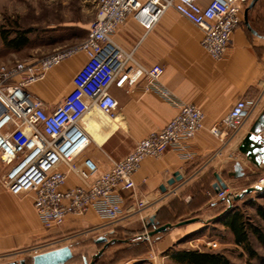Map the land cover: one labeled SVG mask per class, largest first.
<instances>
[{
    "label": "built area",
    "instance_id": "built-area-1",
    "mask_svg": "<svg viewBox=\"0 0 264 264\" xmlns=\"http://www.w3.org/2000/svg\"><path fill=\"white\" fill-rule=\"evenodd\" d=\"M249 1L96 0L97 12L82 42L60 48L40 60L0 65V163L7 166L0 176V188L18 199L32 195L35 217L44 232L58 229L68 217H82L88 211L106 222L120 219L125 203L122 193L134 197L133 176L140 164L148 158L158 159L170 149L191 161L194 155L185 142L204 130V116L159 82L164 67H142L133 52L124 51L112 37L128 18L149 32L167 11L174 10L200 30L202 51L217 62L226 53L232 32L241 25L242 8ZM77 52L86 55V62L73 75L72 90L59 104L51 108L28 92L47 70ZM134 85L162 98L177 111L176 116L161 130H150L135 140L117 159L99 161L83 155L91 140L83 121L98 116L115 120L119 104L110 90L127 93ZM263 96L264 89L255 97L236 100L228 113L208 128V133L222 145L211 160L221 157L222 147L234 140L261 110ZM70 176L77 180L76 185L66 186ZM263 186L261 178L255 187ZM174 193L165 192L163 196ZM234 195L227 188L216 193L227 204ZM145 205L140 199L129 213L136 214ZM53 244L37 243L27 251L29 259ZM206 246L215 248L216 244L209 242ZM149 257L150 263L157 261L154 255Z\"/></svg>",
    "mask_w": 264,
    "mask_h": 264
},
{
    "label": "crops",
    "instance_id": "crops-1",
    "mask_svg": "<svg viewBox=\"0 0 264 264\" xmlns=\"http://www.w3.org/2000/svg\"><path fill=\"white\" fill-rule=\"evenodd\" d=\"M90 1V20L59 25L57 31L60 36L56 41L53 40L55 44L52 46L70 47L86 38L89 24L97 12L96 0ZM251 1L243 6L242 23L232 32L230 45L217 62L211 61L202 51L200 30L174 10L167 11L149 32H144L131 18L126 19L112 40L124 51H132L134 59L142 67H164L159 82L183 103L194 105L204 116V130L185 142L194 157L186 161L175 149H170L158 159L144 160L133 176L134 197L127 192L122 193L125 199L124 215L113 222H106L93 211H88L82 217H68L56 230L42 232L33 210L32 195L18 199L0 188V254L19 251L37 243L54 242L60 245L53 244L43 253L67 246L74 256L71 243L75 242L72 238L75 236H68L78 235L79 232H86L92 237L90 239H94V244L102 238L107 241L115 234V230L143 232L141 236L146 237L147 222L150 218L155 220L157 211L172 201L183 207L192 203L179 219L189 220L194 213L200 212L199 221L180 227L175 225L164 234L153 235L147 240L144 238L152 252L156 250L158 254L169 257L165 255L166 252L185 238L201 232L196 237L206 235L212 226V218L207 216L208 207L223 200L216 197L213 189L217 184L214 175L229 190L236 180L249 181L254 175H262L257 174V166L239 148L263 110L264 96L261 110L247 121L234 140L222 147L221 157L214 160H211L214 152L222 145L207 131L228 113L236 100L255 97L264 89V0L256 1L249 8ZM85 62L86 55L83 52L73 54L58 66L47 70L42 79L30 85L28 92L49 107L56 106L72 90L71 79ZM110 94L119 104L116 119L98 116L83 121L84 128L91 136L90 142L95 146L94 152L84 153V150L83 155L99 161L108 157L119 158L121 153L133 146L135 140L150 130H161L177 113L162 98L150 92L145 93L140 85L128 88L127 93L112 88ZM174 175L180 178L178 182L167 184ZM76 184L77 180L70 176L66 186ZM162 187L165 188L164 192L160 190ZM173 190L174 194L163 196L165 192ZM140 199L146 202L145 207L136 214L129 213L135 210ZM224 203L228 205L225 200ZM10 262L17 264L20 261Z\"/></svg>",
    "mask_w": 264,
    "mask_h": 264
},
{
    "label": "rangeland",
    "instance_id": "rangeland-1",
    "mask_svg": "<svg viewBox=\"0 0 264 264\" xmlns=\"http://www.w3.org/2000/svg\"><path fill=\"white\" fill-rule=\"evenodd\" d=\"M90 0H0V65L11 66L15 62H32L34 60L43 59L45 56L52 54L60 48V46H52L55 44L53 40H57L60 34L58 33L59 25H65L72 22H86L90 20L92 16ZM19 33H23L27 39L28 44L18 50H13L8 47L7 43L3 40V35L7 41L14 39ZM95 151V146L91 143L89 147L85 149L84 153H90ZM7 166L0 163V176L4 175ZM260 178H264V171L261 173ZM255 176V175H254ZM251 180V179H250ZM236 180L230 185V191L233 193H239L245 189L251 181ZM254 184L251 187H255ZM249 187V188H251ZM264 190V186L261 187ZM247 203L243 204L237 202V207L243 210L248 225L257 228L258 231L264 236V221L257 215V208L264 210V193L256 195L251 193ZM214 226V225H213ZM40 230L42 231L41 227ZM210 230V229H209ZM116 232L118 230H115ZM44 232V231H42ZM209 232V233H208ZM206 235L200 237L195 233L174 246L173 250H198L213 251L225 255L234 264H264V246L258 239L249 232L248 239L250 241V247L252 251L257 254L255 258H251L246 252L234 244V241L224 229V227L218 225L214 226V230H210ZM210 234L212 238H208ZM72 237L75 242L71 243L74 249L75 256H82L87 259L86 264H90L93 261V257L102 250L103 256L106 259L110 257L114 250L118 247H108L103 249L104 246L94 244V239L89 235L81 232L78 235L70 234L68 237ZM114 236V235H112ZM214 236L217 237L214 239ZM145 237L141 236V239ZM137 237L132 239L135 241ZM140 239V238H139ZM199 239L198 241H196ZM203 239L204 242L201 240ZM110 238H107L109 241ZM211 242L215 243L216 247H207L206 245ZM36 245V244H35ZM35 245L25 247L19 251H9L0 254V264H6L10 261L30 260L28 250L32 249ZM54 244V246H59ZM149 246V245H148ZM52 247V246H51ZM50 248V247H49ZM157 257V261L153 264H176L170 257H164V254H158L156 250L152 252L150 246L146 252L136 259L137 261L128 260L122 257L116 264H152L148 260L151 256ZM80 264V263H79ZM82 264V263H81Z\"/></svg>",
    "mask_w": 264,
    "mask_h": 264
},
{
    "label": "trees",
    "instance_id": "trees-1",
    "mask_svg": "<svg viewBox=\"0 0 264 264\" xmlns=\"http://www.w3.org/2000/svg\"><path fill=\"white\" fill-rule=\"evenodd\" d=\"M3 40L5 43H7L8 47H10L13 50L14 49L18 50L28 44L27 39L25 38V35L23 33H19L16 37H14V39L9 41H7L6 37L3 35ZM259 178L260 176H253L250 180L251 182L249 183V185L245 187V189L256 184ZM251 193H254L256 195H261L264 193V190L261 189L258 191H253ZM250 194L244 195V197H242L240 200H237V202H241L243 204L247 203L250 198L249 196ZM237 202L230 201L229 204L226 206L223 199L221 202L209 206L208 207L209 212L207 216H210L212 218L211 219L212 226L209 227V229L214 230V226L218 224L224 227V229L227 231V233L234 241L235 246L241 247L246 252V254H248L251 258H255L257 254H255V252L252 251L250 247L248 234L249 232L254 234L256 239H258L263 246H264V236H262V234L258 231L257 228L248 225L243 210H240L236 206ZM191 204L192 203L187 205L186 208L183 207L181 204H177V202L174 201L168 203L166 206H164L163 208L157 211L153 225L148 226L149 223L147 222L146 231L148 233H151L152 231L162 226H165V224H169L170 228L172 226H175L176 224L180 223V221L184 220V219H179V217L185 213L184 211L190 209ZM256 210H257V215L261 218V220L264 221V210L260 208H257ZM200 215H201L200 212L194 213V215L189 217V220L195 219V221H199ZM165 232H163L162 234H164ZM142 233L143 232L130 233L124 230H118L117 232H115L114 236L110 237L109 240L110 247H118V248L114 250L113 254L110 257H108V259H106L105 256L100 255L96 258H93V261L91 263L116 264L119 260L122 259V257H125L128 260L136 259L140 255L144 254L148 248L147 242L141 239ZM207 235L209 236L210 234ZM136 237L138 239L132 241V239ZM210 238L212 237L209 236L208 238H206V240H209ZM216 238L217 237L214 236V239ZM99 245L104 246L105 244H99ZM165 255H168L176 264H234L225 255L213 251L201 252L198 250L192 251V250H184V249L180 251H176L171 249L168 250ZM79 263L85 264L87 263V259H85L82 256L74 255L71 257V260H69L66 264H79ZM25 264H31V260H25Z\"/></svg>",
    "mask_w": 264,
    "mask_h": 264
},
{
    "label": "water",
    "instance_id": "water-1",
    "mask_svg": "<svg viewBox=\"0 0 264 264\" xmlns=\"http://www.w3.org/2000/svg\"><path fill=\"white\" fill-rule=\"evenodd\" d=\"M258 0H252L249 4V8L252 7V5ZM247 24V22H246ZM264 132V107L262 112L259 114L257 119L254 121V124L252 126L251 131L248 134V138L244 141L242 146L239 148V151L244 154V156L252 163H254L257 166L258 173L260 174L264 171V137H262V134ZM241 169V168H239ZM217 184L213 186L214 191L217 193L219 191L225 190L227 187L223 182H220L218 176L214 175ZM180 178H177V175H174L173 178L167 181V184L172 185L175 181L178 182ZM164 187H162L160 190L164 192ZM261 187H251L244 189L243 191L235 194L232 197L233 202H237V200H240L244 195H248L253 191L261 190ZM194 220H184L180 221V223L176 224L177 227H180V225H186L194 223ZM148 226H151L154 224V219L150 218L148 222ZM170 228L169 224H165V226H162L151 233L147 234V237H151L156 234H160L165 232ZM96 244H105L103 249H106L108 245L110 244L109 241H106V239H98L95 241ZM102 254V250L99 251L93 258H96ZM72 253L69 247L65 246L64 248L56 249V250H50V252H45L41 254H37L34 257L30 258L31 264H66L69 260H71ZM6 264H16L14 262H8ZM17 264H25V260H21ZM86 264V263H85ZM93 264V263H91Z\"/></svg>",
    "mask_w": 264,
    "mask_h": 264
},
{
    "label": "bare ground",
    "instance_id": "bare-ground-1",
    "mask_svg": "<svg viewBox=\"0 0 264 264\" xmlns=\"http://www.w3.org/2000/svg\"><path fill=\"white\" fill-rule=\"evenodd\" d=\"M105 117V116H104ZM106 119H108V120H111V118H109V117H105ZM91 143V142H90ZM89 146H90V144H89ZM88 146V147H89ZM86 149V148H85ZM0 161H2V159H0Z\"/></svg>",
    "mask_w": 264,
    "mask_h": 264
},
{
    "label": "flooded vegetation",
    "instance_id": "flooded-vegetation-1",
    "mask_svg": "<svg viewBox=\"0 0 264 264\" xmlns=\"http://www.w3.org/2000/svg\"><path fill=\"white\" fill-rule=\"evenodd\" d=\"M263 107H264V104H263ZM263 107H262V108H263Z\"/></svg>",
    "mask_w": 264,
    "mask_h": 264
}]
</instances>
